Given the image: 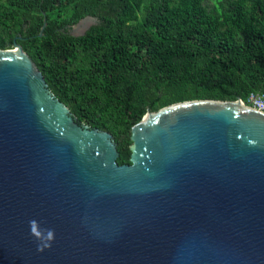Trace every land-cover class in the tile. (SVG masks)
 Returning a JSON list of instances; mask_svg holds the SVG:
<instances>
[{"label":"water","instance_id":"water-1","mask_svg":"<svg viewBox=\"0 0 264 264\" xmlns=\"http://www.w3.org/2000/svg\"><path fill=\"white\" fill-rule=\"evenodd\" d=\"M131 138L119 165L112 134L0 49V264H264L263 112L185 101Z\"/></svg>","mask_w":264,"mask_h":264},{"label":"trees","instance_id":"trees-1","mask_svg":"<svg viewBox=\"0 0 264 264\" xmlns=\"http://www.w3.org/2000/svg\"><path fill=\"white\" fill-rule=\"evenodd\" d=\"M86 17L100 22L68 33ZM15 44L78 120L112 134L119 165L148 112L264 95V0H0V49Z\"/></svg>","mask_w":264,"mask_h":264},{"label":"built area","instance_id":"built-area-1","mask_svg":"<svg viewBox=\"0 0 264 264\" xmlns=\"http://www.w3.org/2000/svg\"><path fill=\"white\" fill-rule=\"evenodd\" d=\"M250 107L264 113V95L260 93H251L248 103Z\"/></svg>","mask_w":264,"mask_h":264},{"label":"flooded vegetation","instance_id":"flooded-vegetation-1","mask_svg":"<svg viewBox=\"0 0 264 264\" xmlns=\"http://www.w3.org/2000/svg\"><path fill=\"white\" fill-rule=\"evenodd\" d=\"M100 21L97 19V18H93V20H91V21H89V22H87V23H84V24H82L78 29H76L75 27H70L69 28V31H79V32H81V31H88L93 25H96V24H98ZM76 29V30H75Z\"/></svg>","mask_w":264,"mask_h":264},{"label":"rangeland","instance_id":"rangeland-1","mask_svg":"<svg viewBox=\"0 0 264 264\" xmlns=\"http://www.w3.org/2000/svg\"><path fill=\"white\" fill-rule=\"evenodd\" d=\"M76 28V27H75ZM77 29V28H76ZM75 29V30H76ZM69 34L71 35H75V34H78V33H82V32H79V31H68Z\"/></svg>","mask_w":264,"mask_h":264},{"label":"bare ground","instance_id":"bare-ground-1","mask_svg":"<svg viewBox=\"0 0 264 264\" xmlns=\"http://www.w3.org/2000/svg\"><path fill=\"white\" fill-rule=\"evenodd\" d=\"M240 104H242V103H240Z\"/></svg>","mask_w":264,"mask_h":264}]
</instances>
